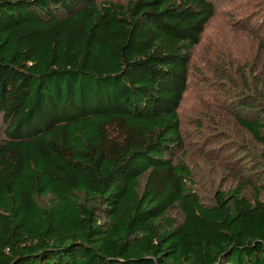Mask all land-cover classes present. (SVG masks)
<instances>
[{
  "label": "trees",
  "instance_id": "obj_1",
  "mask_svg": "<svg viewBox=\"0 0 264 264\" xmlns=\"http://www.w3.org/2000/svg\"><path fill=\"white\" fill-rule=\"evenodd\" d=\"M222 2L0 0V264H264L262 61L238 63L242 88L219 71L257 145L236 184L208 194L178 159Z\"/></svg>",
  "mask_w": 264,
  "mask_h": 264
},
{
  "label": "rangeland",
  "instance_id": "obj_2",
  "mask_svg": "<svg viewBox=\"0 0 264 264\" xmlns=\"http://www.w3.org/2000/svg\"><path fill=\"white\" fill-rule=\"evenodd\" d=\"M247 61L248 65L254 63L256 72V64H264V0H226L218 5L217 15L194 51L189 89L180 112L185 146L178 159L183 158L192 167L198 186L208 190V194L218 186L235 185L238 173L247 170L239 167L248 156L246 151H257L256 143L231 118L227 109L230 83L219 78V71L229 72L242 88L239 68ZM200 123H205L202 130ZM213 131L229 144L227 154L231 155L221 154L223 161L214 160L204 142L203 135ZM239 150L242 151L238 155ZM235 157L239 159L234 162Z\"/></svg>",
  "mask_w": 264,
  "mask_h": 264
}]
</instances>
